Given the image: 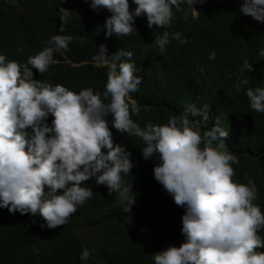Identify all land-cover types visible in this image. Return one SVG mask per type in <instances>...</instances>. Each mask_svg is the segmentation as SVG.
Here are the masks:
<instances>
[{
    "label": "clouds",
    "instance_id": "clouds-1",
    "mask_svg": "<svg viewBox=\"0 0 264 264\" xmlns=\"http://www.w3.org/2000/svg\"><path fill=\"white\" fill-rule=\"evenodd\" d=\"M206 1L213 15L233 2L0 0L8 17L0 45L21 54H0V208L40 216V229L57 241V252L35 257L34 248L32 264H264L257 186L235 182L228 131L218 119L208 126V105L188 103L166 124L141 128L131 116L140 107L130 93L141 84L133 53L112 47L143 26L150 36L138 54L165 58L171 40L186 43L182 35L196 31ZM240 12L256 24L257 48L244 58L264 62V0H242ZM89 65L107 67L102 94L83 86ZM252 65L245 60L226 78L235 75V91L264 113V87H246ZM171 70L178 75H163ZM153 156L154 179L183 207L157 218L154 232L148 214L159 207L143 188Z\"/></svg>",
    "mask_w": 264,
    "mask_h": 264
},
{
    "label": "trees",
    "instance_id": "trees-1",
    "mask_svg": "<svg viewBox=\"0 0 264 264\" xmlns=\"http://www.w3.org/2000/svg\"><path fill=\"white\" fill-rule=\"evenodd\" d=\"M229 3L230 5L225 7L214 8L213 15L209 1H206L196 17V31L186 34L185 37L182 35L186 38V43L171 40L167 44L169 53L165 58L150 61L139 55L145 53L141 49L146 47L150 36L143 26L136 28L137 31L134 30L130 36L124 37L125 41L115 39L112 47L133 53L131 61L135 62L137 69L134 75L141 77L138 90L130 93L140 107L138 114L131 115L134 116L135 122L141 128L148 122L163 125L170 116L181 113L186 103L195 104L197 107L208 105L212 117L208 126L211 127L218 119L220 126L228 131L225 144L238 160V163L231 164L235 182L246 184L247 178L255 182L257 197L253 203L258 204L264 212V113L250 109L244 89L235 91V75H232L231 79L226 78L228 75L239 73L243 62L248 60L253 64V69L245 73L249 80L246 87H264V62L257 60L254 63V59L244 58L247 49L257 48L250 42L256 29L255 20L240 12L242 0ZM135 20L137 23L142 22V19ZM7 25L8 17L2 12L0 41L8 35L5 28ZM229 29H232L233 36ZM238 34H241V42L237 47L232 46L231 39L237 38ZM262 42L264 43V36ZM212 51L216 52L215 59H209ZM115 52L113 50L109 55ZM0 54H4L6 60L13 61L20 59L21 55L1 45ZM88 68L90 69L83 75V86L96 89L102 94L107 80V67L89 65L86 69ZM170 69L178 72V75H173L172 70V75H163ZM203 130L202 128L201 131ZM134 142L140 149L145 146L139 137L137 142ZM152 158L155 160H152L153 164L149 166L148 172H151L148 174L147 169L145 170L143 188L154 195L159 207L154 216L148 214L150 218H154V232L156 221L157 225H162L159 221L161 218L164 219L169 213L172 215L176 209L179 208L180 211L183 207L177 206L154 179L153 169L158 160L155 156ZM147 161L150 163V160ZM159 217L161 218L158 220ZM41 225L42 219L38 215H21L19 212L10 214L6 208H0V264H32L31 251L34 248L35 257L39 256L38 249L43 255L53 250L52 248L57 252V241H51L50 235L40 229Z\"/></svg>",
    "mask_w": 264,
    "mask_h": 264
}]
</instances>
